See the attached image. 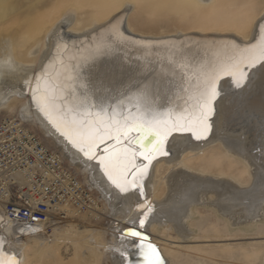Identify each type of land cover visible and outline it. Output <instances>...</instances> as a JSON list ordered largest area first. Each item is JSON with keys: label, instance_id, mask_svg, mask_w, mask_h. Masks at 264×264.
<instances>
[{"label": "bare ground", "instance_id": "obj_1", "mask_svg": "<svg viewBox=\"0 0 264 264\" xmlns=\"http://www.w3.org/2000/svg\"><path fill=\"white\" fill-rule=\"evenodd\" d=\"M177 1L0 0V111L16 115L42 130L72 164L81 168L105 202L102 212H84L85 215L81 212L80 216L69 210L66 219L49 223L50 230L39 225L30 227L33 231L19 227L23 232L20 236L6 229L7 235L0 238H6V250L17 253L21 264H61L65 248L73 250V264H121V257L114 249L124 252L135 248L132 237H123L121 244L119 234L124 229L121 223L131 226L129 221L139 218L136 209L143 202L133 193H119L94 163H86L64 141L38 113L27 91L20 94L23 81L41 71L53 57L60 40L68 43V50L63 53L66 61L69 57L87 55L91 46L110 43L106 26L117 18L132 39L165 41L182 48L193 73L198 62L211 58L221 41L234 40L243 46L259 38L264 0H180L179 7L186 16L175 23L170 15ZM210 1L211 8L204 12L197 9L198 5ZM131 3L134 11L125 22L124 13L130 10ZM151 13L156 15L152 22L148 18ZM65 18L71 22H65ZM160 51L164 54L163 49ZM142 55L137 48L128 46L114 53L117 60L123 59L132 68L143 66L138 59ZM182 83L181 74L177 73L170 86L161 91L160 101L165 105L171 101L173 117L179 114L176 105L183 106L180 97L184 93L178 92ZM221 86L228 95L218 102L212 134L196 140L191 133H173L165 144L170 156H157L149 167V180L145 179L147 200L157 209L155 217L145 226L146 233L168 264H206L204 258L192 257L188 251L192 245L187 244V240L198 236L193 217L199 205L212 206L228 226L251 228L255 226L254 221L264 217V74L254 71L252 83L242 90L235 89L228 78L221 81ZM212 138L222 140L225 151L241 157L247 172L245 180L240 175L231 176L228 168L214 171L215 154L205 164L198 165L188 164L184 155L172 156L180 150H196ZM141 163L144 161L138 158L136 164ZM186 168L203 177L187 174ZM209 173L220 176L221 180L205 178ZM128 179L133 177L130 175ZM108 215L112 221L107 227L87 220L88 216L98 220ZM72 218H81V225ZM225 233L213 235L221 237ZM129 254L136 258L133 251ZM262 261L264 264V254Z\"/></svg>", "mask_w": 264, "mask_h": 264}, {"label": "snow or ice", "instance_id": "obj_2", "mask_svg": "<svg viewBox=\"0 0 264 264\" xmlns=\"http://www.w3.org/2000/svg\"><path fill=\"white\" fill-rule=\"evenodd\" d=\"M65 22L71 21L65 18ZM106 27L110 43L91 46L87 55L67 61L63 53L68 43L58 41L53 57L38 74L23 81L20 94L26 90L38 113L119 193H133L143 200L136 209L139 218L131 219V226L119 234L121 244L123 237L135 241L134 249H114L121 264H168L145 229L157 212L145 193L149 167L157 156L169 155L165 144L173 133H191L196 140L208 137L218 102L228 95L221 86L224 78L242 90L252 83L254 71L264 74V16L255 42L241 46L234 40L221 41L211 58L197 63L195 73L175 44L132 39L123 31L120 18ZM125 46L143 53L138 58L142 67L132 68L116 59L114 53ZM177 73L183 81L178 92L184 96L180 97L183 106L176 105L179 114L173 117L171 101L161 103L160 95ZM138 158L144 163L136 164ZM28 230L33 231L30 226ZM5 241L0 238V264H21L17 253L6 250Z\"/></svg>", "mask_w": 264, "mask_h": 264}, {"label": "built area", "instance_id": "obj_3", "mask_svg": "<svg viewBox=\"0 0 264 264\" xmlns=\"http://www.w3.org/2000/svg\"><path fill=\"white\" fill-rule=\"evenodd\" d=\"M102 208L100 196L58 150L18 116L0 120V237L6 229L21 236L19 227L49 228L69 210L81 214Z\"/></svg>", "mask_w": 264, "mask_h": 264}, {"label": "rangeland", "instance_id": "obj_4", "mask_svg": "<svg viewBox=\"0 0 264 264\" xmlns=\"http://www.w3.org/2000/svg\"><path fill=\"white\" fill-rule=\"evenodd\" d=\"M215 1L219 2L221 0H215ZM211 3L213 2L210 1L209 3L208 2L202 3L198 5L197 9L204 12L208 8L212 7L213 4ZM179 6H181L180 0L175 2L172 10L173 15H170V18H172L173 19L172 21H175V23H179L186 16L183 14V11L180 9ZM133 9H134V5H132L131 3L130 10L128 9L124 13L125 22ZM148 18L149 21L152 22L155 20L156 15L154 13L153 14L151 13L150 15H148ZM63 30L68 31L67 28H64ZM7 116H12V115L5 111H0V120ZM25 123L28 125V127H30L33 131H35L49 146H51L55 150L58 149L64 154L61 148L58 147L37 126L31 123H27V122ZM213 128H214V124H213ZM211 134L212 133H210V135ZM211 140L205 143L204 146L196 150H191V151L183 150L182 152L180 150L177 151L176 153H173L174 155L172 156L175 157L176 155H180V156L184 155L186 162L188 164L198 165V164H205L204 162L209 159L210 155L215 154L214 156L217 157L215 163L214 161L212 163V167L214 171H216L218 168L220 169L223 168V170H226V168H228V171L229 173H231L230 174L231 176L237 177L238 175H240L242 177V180H245L247 177V172L243 169L241 157L236 156L233 153H229L227 149L225 151L226 146L224 142H222V140L220 139L214 140L213 138ZM183 152L186 154H183ZM170 153L171 152H169V156ZM239 160L240 162H238ZM66 161L76 172H78L81 175V177L85 178L88 181L87 175L81 171V168L79 166L72 164L69 161L68 157ZM149 171H148V175H149ZM185 172H188L187 174L192 176L194 175L197 177H203L202 175H199L187 168L185 169ZM204 177L205 178L211 177L213 179H216L217 181L221 180L220 176L214 175L212 173H209V175L207 174ZM146 180L147 181L149 180L148 176L146 177ZM88 185L92 190H94L100 196L102 203L105 205V202L101 197L102 195L100 191L97 190V188L91 186L89 181H88ZM148 187L152 188V184H149ZM82 214L85 215V213ZM82 214L79 215L81 216ZM88 217L87 220L92 221V223L96 226L107 227L110 226V223L112 221V218L109 217V215L104 218H100L98 220L97 219L91 220ZM193 218L195 219V223H196L195 233L198 236L187 240L188 242L187 244L192 245V248H190L188 251H190L191 255L193 254L192 255L193 258L198 259L202 257L204 258L206 264H263L262 260L264 254V217L258 218L256 221H254L255 226L251 228H243V226L240 227V226H232V225L228 226L226 224L225 219L221 215L216 213L214 211V208H212V206L207 204V205H199L197 209V213ZM72 219L73 221L81 225V218H75V219L72 218ZM126 224L127 222H122L121 228L127 227ZM217 232H221V233L226 232V233L224 236L221 237L213 235L214 233L216 234ZM206 234L211 236L205 237ZM159 236L163 237V235H159ZM67 249L68 248H65V250L63 251L64 252L63 260L61 264H73L74 261L73 250L72 249L67 250Z\"/></svg>", "mask_w": 264, "mask_h": 264}]
</instances>
